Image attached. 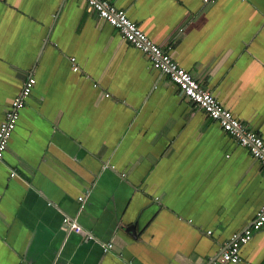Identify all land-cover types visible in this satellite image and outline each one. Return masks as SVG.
<instances>
[{"label": "crops", "instance_id": "1", "mask_svg": "<svg viewBox=\"0 0 264 264\" xmlns=\"http://www.w3.org/2000/svg\"><path fill=\"white\" fill-rule=\"evenodd\" d=\"M112 1L264 138V0ZM31 68L0 164V264H208L253 224L264 164L86 0H0V124ZM244 249L264 264V231Z\"/></svg>", "mask_w": 264, "mask_h": 264}, {"label": "built area", "instance_id": "2", "mask_svg": "<svg viewBox=\"0 0 264 264\" xmlns=\"http://www.w3.org/2000/svg\"><path fill=\"white\" fill-rule=\"evenodd\" d=\"M204 1L208 3L216 0ZM86 2L98 12L101 18L108 21L117 30L121 39L147 53L153 67L167 77L175 90L180 91L193 103L203 107L212 120L217 121L237 142L247 147L264 164V138L222 104L213 92L203 85L192 72L173 58V45L164 46L155 42L148 33L130 18L124 6L118 2L112 0H86ZM180 2L181 0H176V3ZM70 60L73 70L79 71L80 64L76 57L72 56ZM37 78V68L29 69L21 91L14 99L0 124V164L4 160L9 140L20 120L21 110L26 105L37 83ZM98 160L100 168L95 176L89 179V188L91 189L98 181L106 179L108 172L118 170L117 156L115 154L109 156L99 155ZM11 174L14 176L17 172L14 170ZM121 174L126 176L127 171L121 170ZM87 192L81 193L79 195L80 199H85ZM49 199L51 200V197ZM63 228L79 235L86 234L85 228L75 218L70 216L65 217L63 220ZM260 231H264V204L257 213L252 225L222 240L216 256L208 264H239L243 262L246 257L245 244ZM207 232L209 234L212 233L211 230ZM112 246L111 242L104 243L103 249L108 250Z\"/></svg>", "mask_w": 264, "mask_h": 264}]
</instances>
